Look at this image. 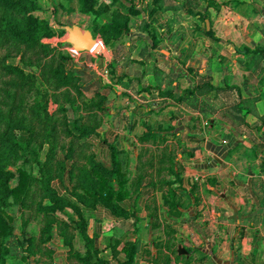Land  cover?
<instances>
[{
	"label": "crops",
	"instance_id": "0c3cea01",
	"mask_svg": "<svg viewBox=\"0 0 264 264\" xmlns=\"http://www.w3.org/2000/svg\"><path fill=\"white\" fill-rule=\"evenodd\" d=\"M147 7L136 8L145 28L129 24L122 39L95 42L90 53L110 63L81 59L96 76L107 72L108 104L86 141L107 169L111 146L124 152L128 180L124 215L82 209L86 235L106 264H264V0ZM83 16L88 28L76 25L85 33L93 18ZM52 25L55 38H68L60 29L70 24ZM52 187L66 195L69 180ZM56 233L54 264H69L70 247Z\"/></svg>",
	"mask_w": 264,
	"mask_h": 264
},
{
	"label": "trees",
	"instance_id": "16d2710c",
	"mask_svg": "<svg viewBox=\"0 0 264 264\" xmlns=\"http://www.w3.org/2000/svg\"><path fill=\"white\" fill-rule=\"evenodd\" d=\"M67 1L70 4L69 12L75 11L76 4L80 14L93 17L91 28L103 38L106 45L122 39L128 33L130 20L120 11L111 12V8L99 0ZM41 9L39 0H0L2 41L6 45L16 47L18 51L25 48L22 63L3 65L6 75L12 76V80L8 81L9 90L5 92L11 103L5 102L3 109L0 108V125L4 126L0 127V264H8V260L17 258L11 248L15 228L14 219L8 215V208L13 204L24 209L28 207L27 203L30 201L32 202L30 204H36L38 210L45 215L46 225L39 240L36 237L26 239L25 250L28 254L36 255L41 252L42 245L52 241V230L58 225L61 229L60 236L65 238L66 245L70 247L69 264H106L105 260L98 257L99 251L95 249L94 241L86 235L88 221L82 209L102 205L117 215L125 214L119 205L128 196L126 190L128 180L123 167L125 153L111 146L113 168L107 169L96 161L92 153L83 156L87 164L80 166L73 160L75 156L73 145L67 148L60 146L57 125L59 120L49 111L44 100L48 91L42 92V86L47 85L55 91L65 89L67 99L70 89L77 90L76 83L79 79L76 73H79L80 69L77 65L70 68L69 57L44 43L45 40L61 34L52 25V22L59 24L58 21H47L35 16V12ZM29 53H33L36 60L29 59L26 63L25 57ZM57 53L59 59L57 65L54 61L42 63L40 58L42 54L48 57L53 55L51 58L53 59ZM35 63L40 67V76L26 69ZM32 92L40 94L42 100L33 105L29 115H26L25 96ZM68 102L71 103L69 99ZM71 104V109H61L67 116L72 112L74 128H69L66 133L78 140L97 134L99 122L94 123L92 129L83 128L81 119L77 117V111L73 109V103ZM97 108L102 110V105ZM5 109H8L7 113ZM37 128H42V131L39 132ZM36 136L40 141L34 160L24 159L25 163L36 165L35 172L21 166L14 173L11 167L23 158L18 156L19 143L32 145ZM62 151H66L64 158L60 157ZM64 178L69 182L74 181L75 186L73 185L72 191L66 195H59L52 187V183L56 179ZM14 181L16 186H13ZM35 197L39 200H35ZM69 229L78 231L85 241V254L75 250ZM52 254L53 252L51 254L49 252L50 259ZM46 264H53V261Z\"/></svg>",
	"mask_w": 264,
	"mask_h": 264
},
{
	"label": "rangeland",
	"instance_id": "374dc122",
	"mask_svg": "<svg viewBox=\"0 0 264 264\" xmlns=\"http://www.w3.org/2000/svg\"><path fill=\"white\" fill-rule=\"evenodd\" d=\"M101 3L108 5L111 8V12L114 11H122L124 9H133L132 11L127 13V16L130 20L131 28H145L146 24L141 20L142 12L136 8L141 7L143 11L148 10L147 5L149 7L152 6L154 0H99ZM39 4L41 5V10L35 12V16L45 19L47 21H58L59 24L66 26L68 24H72L77 26L76 24H81L84 29H87L91 20L89 17H85L77 12L71 13L69 12V2L67 0H39ZM79 12V11H78ZM124 14V13H123ZM93 18V17H92ZM91 18V19H92ZM93 21V19H92ZM92 34L93 40L97 42L99 39H103L93 32L92 28L89 29ZM66 36L61 38H54L45 40V44L49 45L51 49H57L59 53L64 54L65 56L71 59V63H69V67L71 68L73 65H77L80 69L79 73H76L78 76V81L76 83V88H72L69 90V96L66 99L65 89L60 91H55L51 87L44 85L42 86V92L48 91V95L45 97V103L53 114V117L58 119V142L61 147L67 148V146L73 145L75 156L73 157L74 161H77L79 165L87 164L86 161L83 160V156L91 155L92 146L86 139L78 140L73 135H68L66 132L69 128H74L73 120H72V112L68 113V116L65 112H62L61 109L67 108L71 109L73 103V109L77 111V117L81 119V125L84 128L92 129L94 123L99 122L98 111L101 109L97 108L102 105V109L107 106L108 102L106 97L103 94L106 93L107 86L104 82V76H106L107 72H101L100 75L93 74L87 65L81 64V59L85 57L88 64H96L100 60H104L105 65L110 61V56L107 58L106 54L103 56H94L90 53V50H85L83 52H74L73 47L66 42L64 39ZM67 38V37H66ZM63 39L65 40L64 42ZM73 49V51L71 50ZM25 52V48H22L21 51L12 45H6L1 39L0 36V108L3 109V103H11L10 99H8L6 95V91L9 90L7 86L8 81L12 80V76L6 75V71L3 68V65H10L12 63L18 65L22 63V55ZM33 53L27 54L25 57L26 63L29 59L32 61L36 60V57L33 56ZM53 55L45 56L42 54L40 58H42V63H51L55 62L57 65L58 53L56 57L52 58ZM108 61V62H107ZM86 63V64H87ZM110 63V62H109ZM25 64H23L24 66ZM109 64H107L108 67ZM27 71L31 73H35L37 76H40V67L38 64H32L27 66ZM110 69V67H108ZM107 71V70H106ZM109 73V70H108ZM79 74V75H78ZM103 75V76H102ZM44 88H48L45 90ZM68 99L71 101L68 102ZM42 100V96L37 92H32L25 96V113L29 115L30 108L35 105L37 102ZM6 113L8 109H5ZM3 128V125H0ZM39 132L42 131V128H37ZM37 131V132H38ZM39 137H35V142L32 145H28L27 143L21 142L19 143L18 148V156L23 157L20 159L17 164L11 167V170L16 173L18 168L21 166L26 167L30 171H34L35 166L34 163H25L24 159L34 160V154L38 150L37 145H39ZM62 154H66V151H62ZM76 162V163H77ZM35 172V171H34ZM73 185L75 186V182H69V189L67 192L72 191ZM13 186H16V182H13ZM35 200H39V198L35 197ZM47 201V200H46ZM45 201V202H46ZM31 201L27 203L28 207L24 209H20L19 205H11L8 208V215L14 219V228L15 235L12 240L11 248L12 253L17 256V258L8 260V264H46L47 262L53 261L50 259L49 252L54 253L55 244L51 242H46L41 247V252L36 255L28 254L25 250L27 248L26 239L29 237H36V239H40L43 229L46 225V217L40 212L37 208L36 204H30ZM57 228V235L60 236V230L58 225H55ZM18 244V245H17ZM48 251V254H46ZM54 264V261H53Z\"/></svg>",
	"mask_w": 264,
	"mask_h": 264
},
{
	"label": "water",
	"instance_id": "95a60500",
	"mask_svg": "<svg viewBox=\"0 0 264 264\" xmlns=\"http://www.w3.org/2000/svg\"><path fill=\"white\" fill-rule=\"evenodd\" d=\"M209 26V22H207ZM60 30L68 33L66 42L70 44L76 51L83 52L85 50H91L95 45L92 34L90 32L82 33L79 26L68 25L62 27Z\"/></svg>",
	"mask_w": 264,
	"mask_h": 264
}]
</instances>
